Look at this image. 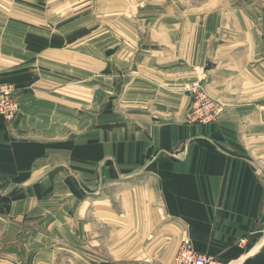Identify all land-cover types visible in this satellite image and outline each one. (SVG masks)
Returning <instances> with one entry per match:
<instances>
[{
	"label": "crops",
	"instance_id": "1",
	"mask_svg": "<svg viewBox=\"0 0 264 264\" xmlns=\"http://www.w3.org/2000/svg\"><path fill=\"white\" fill-rule=\"evenodd\" d=\"M245 12L191 7L160 23L126 101L96 85L94 103L86 71L73 82L70 68L35 65L58 49L40 48L39 23L23 24L33 17L16 11L13 37L3 17L0 61L14 63L0 64V86L19 113L0 117V264H105V251L172 264L182 242L221 264H264V39ZM196 83L223 105L211 124L184 121Z\"/></svg>",
	"mask_w": 264,
	"mask_h": 264
},
{
	"label": "rangeland",
	"instance_id": "2",
	"mask_svg": "<svg viewBox=\"0 0 264 264\" xmlns=\"http://www.w3.org/2000/svg\"><path fill=\"white\" fill-rule=\"evenodd\" d=\"M201 6L209 9L215 6H231L234 10L240 8L246 11L243 15L246 21L253 23L258 32L257 38L264 39V0H0V29L2 31L4 18L7 17L8 21L4 25L7 27V33L4 36H21L22 32L13 26L10 18H17L16 11L23 10L29 17H33L30 21H23L26 27L32 25V22L39 23L40 48H44L45 53L50 48L58 49L53 58L50 54V58L44 62L41 58L39 63L35 64L40 67L41 72H46L43 67L53 66L57 74H63V71L66 72L70 68L68 79L74 82L81 69L88 75V86L91 90L87 96L88 103L98 102L99 95L93 91L96 85L99 89L108 91L104 96L105 102H125L128 77L132 74L136 62L144 54H155L153 51L159 44V36L156 33L160 32L156 28L166 21L175 23L184 17L181 12ZM47 39H54L57 45L48 47ZM85 50L88 58L80 62V53ZM5 63L12 65L14 60L8 58L0 61V64ZM26 63L28 62H24ZM117 85L120 87V93ZM112 87H115L113 92ZM195 89L205 91L201 84L196 83L189 90L192 95ZM124 192L125 190L123 207H115L120 213L126 210L127 206ZM93 224L96 223H92V231ZM102 239L105 247L106 242L111 245L110 231L106 227L103 229ZM105 254L106 251L98 257H101V260L109 257L114 262L105 264H117L118 260H113L111 253ZM62 256L67 257V254Z\"/></svg>",
	"mask_w": 264,
	"mask_h": 264
},
{
	"label": "built area",
	"instance_id": "3",
	"mask_svg": "<svg viewBox=\"0 0 264 264\" xmlns=\"http://www.w3.org/2000/svg\"><path fill=\"white\" fill-rule=\"evenodd\" d=\"M223 112V105L203 89L193 91L192 103L186 112V124H211ZM19 113V106L9 86H0V117L12 121ZM241 244L244 240H241ZM172 264H221L216 258L196 253L188 242H182Z\"/></svg>",
	"mask_w": 264,
	"mask_h": 264
}]
</instances>
